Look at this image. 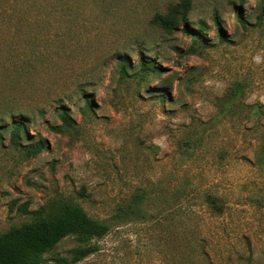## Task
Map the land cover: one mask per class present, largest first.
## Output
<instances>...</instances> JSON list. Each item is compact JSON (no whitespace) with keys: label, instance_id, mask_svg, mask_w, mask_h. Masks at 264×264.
<instances>
[{"label":"rangeland","instance_id":"rangeland-1","mask_svg":"<svg viewBox=\"0 0 264 264\" xmlns=\"http://www.w3.org/2000/svg\"><path fill=\"white\" fill-rule=\"evenodd\" d=\"M182 1L0 0V234L72 201L112 223L93 240L99 251L77 264H264L259 0H190L187 23L204 44L150 24ZM140 56L161 75H140ZM56 101L70 109L72 128L53 112ZM21 114L29 137L14 144L11 123ZM40 141L42 151L30 154ZM138 188L161 196L151 217L114 223ZM180 188L193 197L175 201ZM205 193L223 197L226 212L212 214ZM75 246L63 240L45 264Z\"/></svg>","mask_w":264,"mask_h":264},{"label":"trees","instance_id":"trees-1","mask_svg":"<svg viewBox=\"0 0 264 264\" xmlns=\"http://www.w3.org/2000/svg\"><path fill=\"white\" fill-rule=\"evenodd\" d=\"M258 9L260 18H264V0H259ZM190 10L191 1L183 0L172 5L166 14L156 13L150 24L167 34H175L181 30L185 36L192 37L204 44L205 39L201 35L202 31L190 27L187 23ZM233 15L236 20L245 21L241 11L236 10ZM213 20L219 26L217 17ZM181 24L184 25L183 28H181ZM219 38L222 41L225 40V36L220 32V29ZM138 63L140 75L153 74L157 76L162 73L161 68L155 66V61L146 60L143 56H140ZM118 65L121 75L128 77V70L133 69L130 62L122 59L118 61ZM165 96V93H163L161 98H165ZM79 99L85 110L91 109V95L87 91L80 89ZM55 103L57 107L53 112L57 114L64 127L67 129L72 128L75 122L70 114V109L59 101ZM29 122L30 119L24 114L13 118L11 140L14 144L18 143L23 137L25 139L29 137L26 131ZM49 128L57 133L63 132V127L49 125ZM43 148L44 144L40 141L30 147L29 153L38 154ZM259 165L261 169H264V146L259 153ZM154 194L155 191L149 192L143 188L136 189L129 199L117 208L116 214L112 217L113 222L147 220L151 217L149 209L153 205L154 199L159 200L161 198V196L157 194L155 196ZM186 195L185 189L180 188L174 193L173 199L176 201L183 196L193 197L192 192H188V195ZM202 202L214 215H222L228 208L226 200L214 193L202 194ZM20 209L23 213H27V204H23ZM47 209L46 211L40 209L30 221L13 225L0 234V264H45L46 254L54 252L57 246L67 238H73L76 242V246L69 251L70 256L62 257L58 255L53 258V261L56 264H77L97 253L99 246L93 243V240L103 238L111 230L112 223L110 221L91 217L77 202L65 201L58 206Z\"/></svg>","mask_w":264,"mask_h":264}]
</instances>
